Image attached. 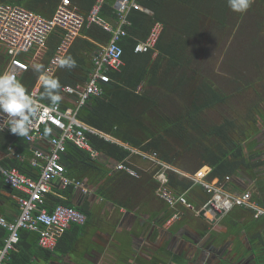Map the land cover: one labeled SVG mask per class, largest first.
Listing matches in <instances>:
<instances>
[{
	"label": "trees",
	"instance_id": "obj_1",
	"mask_svg": "<svg viewBox=\"0 0 264 264\" xmlns=\"http://www.w3.org/2000/svg\"><path fill=\"white\" fill-rule=\"evenodd\" d=\"M0 1L21 4L51 17L62 0ZM95 1L72 0L85 14ZM117 1L105 0L102 18L111 22L118 20ZM138 2L149 11L131 9L128 13L130 24L126 25L127 34L121 40L125 63L122 70L109 72L112 80L105 84L103 95L90 98L79 110L78 117L116 140L144 151L157 152L160 159L182 171L193 173L203 166H210L211 178L224 181L229 176L230 181L226 183V187L230 189L231 185L234 186L233 178L242 169L258 171L264 165V150L257 145L259 142H253L262 131L259 123L264 122V110L261 108L264 105V85L260 84L261 90L244 102L246 108L243 111L235 114L233 110L232 114L230 112V115L222 116L221 121H213L208 117L207 111L228 105L233 96L201 72L199 63L193 65V56L188 50L190 41L200 36L202 17L209 16L223 29L228 26L233 10L229 7L228 0ZM157 21H162L164 28L156 48L136 52L137 43L148 37ZM56 31L62 36L60 30ZM83 31L101 44L110 41L111 34L99 25L84 27ZM58 37L57 33L49 37V47L38 62H32L29 54L21 55L30 64L29 69L18 78L26 91L32 90L44 73L49 58L61 40ZM87 43L88 46L83 47L87 51L83 56L77 54L80 47L78 43L72 47L67 57L74 61L72 67L66 65L53 76H48L57 79L61 85L57 91L61 97L59 103L63 107H68L65 95H69L63 88L66 85L85 83L93 71V57L100 48L93 42ZM34 64H40L43 68L37 72L33 70ZM249 86L250 84H245L243 89L246 90ZM39 93L41 100L52 103L45 93L43 82ZM163 99L169 102H162ZM87 135L100 156L93 158L89 151L67 141L62 161L71 175L80 177L82 174L95 172L100 179L106 177V184L98 189L102 194L111 186L113 188L115 182L129 183L133 177L123 171H114L111 163L115 165L122 161L129 162L127 158L131 154V148L100 134L87 132ZM30 146L24 137L0 130V152L8 154L1 158L2 164L17 167L21 172L37 178L39 170L36 171L27 158ZM11 147L17 150L16 153L11 154ZM19 155H24L25 159L21 160ZM168 178L169 187L178 194L188 193L194 185L192 180L176 171H169ZM2 181L4 182L3 177ZM263 185L264 179L260 188ZM73 190V186H69L62 190V194L69 195ZM252 198L259 204L264 203L258 198V193L252 192ZM59 203L75 206L86 214L89 213L86 208L76 206L69 200L56 198V204ZM169 216L170 214L167 218ZM71 227L76 233L81 228L75 223ZM6 234L7 231L0 225V247ZM72 246L69 244L64 249L60 241L54 250L43 248L39 244L38 233L23 229L20 241L11 251L6 264H53L58 252H68Z\"/></svg>",
	"mask_w": 264,
	"mask_h": 264
},
{
	"label": "built area",
	"instance_id": "obj_2",
	"mask_svg": "<svg viewBox=\"0 0 264 264\" xmlns=\"http://www.w3.org/2000/svg\"><path fill=\"white\" fill-rule=\"evenodd\" d=\"M104 2L105 0H96L90 11L85 14L79 6L73 4L72 0H62L51 17H46L21 4L0 2V46L5 48L9 58L3 72L14 73L17 80L30 65L21 57V54L32 53L33 59L36 60L42 58L49 36L56 30H60L62 36L54 55L45 67L44 75L46 76H52L55 73L60 61L84 27L99 25L111 34L110 41L93 57V71L89 80L76 86L66 85L63 88L67 94L76 96L73 106L63 107L61 103L54 105L44 102L40 98V86L26 91L39 106V111L31 117V130L24 137L31 145L30 156L27 158L33 167L38 168L39 176L37 178L29 176L17 167L3 165L0 160V173L4 182L20 192L17 195L20 206L19 216L9 221L0 215V225L7 231L4 243L0 247V264H5V261L9 259L11 251L20 241L23 229L38 233L39 244L43 248L54 250L59 237L71 224L85 225L87 223V215L75 206L59 203L49 210L45 206V195L52 190L54 181H59L63 187L73 186L88 192L82 180L67 173V167L62 161L63 153L67 150V141H72L78 147L89 151L93 158H98L100 153L92 147L87 132L112 139L109 135L101 133L82 121L78 113L90 98L103 95L105 84L112 80L109 72L120 71L125 64L121 40L127 34L126 25L130 24L129 11L131 9L149 11L138 0H118L116 8L119 18L113 23L101 17ZM163 28L162 22H155L148 37L137 43L135 51L155 49ZM9 119L7 113L0 111L1 131H10L7 124ZM44 142H48V148L39 145ZM19 157L21 160L25 159L24 155ZM149 157L160 166L156 172L160 182L156 194L172 210V215L166 221L168 226L182 216L183 208H188L200 215V212L208 205H212L213 210L223 215L234 208L242 207L254 210L257 218L264 216V207L252 198L250 190L240 193L228 190L225 182L219 178H211L210 172H207L205 167L191 176L194 182L204 187L209 196L202 206H195L186 193H176L169 187L167 179H163L167 178L166 171H181L169 163L160 161L157 152L151 153ZM115 168L133 177H140V172L131 163L122 161L117 163ZM228 179L229 176L226 177V180ZM213 210L207 209L205 215L208 218L213 217Z\"/></svg>",
	"mask_w": 264,
	"mask_h": 264
},
{
	"label": "crops",
	"instance_id": "obj_3",
	"mask_svg": "<svg viewBox=\"0 0 264 264\" xmlns=\"http://www.w3.org/2000/svg\"><path fill=\"white\" fill-rule=\"evenodd\" d=\"M54 33H57L60 39L61 33L59 31ZM87 41L95 43L100 49L106 45L82 31L62 60L68 57L76 43L80 45L77 54L80 56L86 54L87 51L83 47L88 46ZM48 47L49 41L43 56ZM29 56L32 62H38L43 58L42 56L38 60L33 59L32 53ZM8 60L5 48L0 46V73L5 69ZM63 67L59 63L54 74ZM42 82L40 77L36 86H41ZM65 99L68 106H73L76 102V97L70 94L65 95ZM259 126L262 131L256 135L253 142H259L257 145L264 150V122L259 123ZM109 136L128 149L131 148L127 161L138 169L140 177L128 174L133 177L129 183L115 182L113 188L109 184L111 188L105 194L100 193L98 189L104 187L107 178L100 179L95 172L82 174L80 177L71 175L69 170L67 172L84 182L88 188L87 193L73 188L74 192L69 195L62 194V190L68 187L54 181L52 190L45 195V206L49 210L56 205V198H61L86 208L89 213L84 212L87 215V223L80 225L77 233L71 229V224L59 237L57 246L61 241L62 248L65 249L69 244L73 245V248L68 252H58L53 264H264V216L257 218L254 210L237 207L220 218L215 216L208 218L206 215H197L194 211L183 208L180 224L168 226L166 218L169 214L172 215V210L156 194L160 183L156 172L160 166L149 157L153 152L132 147ZM39 145L48 148L49 144L44 142ZM10 149L11 154L17 151L12 147ZM5 156L8 154L0 152V160ZM160 161L169 163L162 159ZM111 166H114V171H121L115 168L116 164L111 163ZM203 167L207 172L211 171L210 166ZM33 168L36 171L38 169ZM179 170L181 172H176L190 180L197 172ZM242 170L233 178L234 186L231 185L230 189L234 190H228L235 193L250 190L258 193V198L264 202V185L260 188V183H263L264 179V165H261L258 171L250 168ZM168 172L165 173L167 178L163 179L169 182ZM228 181L230 179L224 180L225 186ZM18 194L20 192L5 184L0 175V215L9 221L15 220L20 214ZM186 194L197 207L202 206L209 197L204 187L196 182ZM260 205L264 207V203Z\"/></svg>",
	"mask_w": 264,
	"mask_h": 264
},
{
	"label": "rangeland",
	"instance_id": "obj_4",
	"mask_svg": "<svg viewBox=\"0 0 264 264\" xmlns=\"http://www.w3.org/2000/svg\"><path fill=\"white\" fill-rule=\"evenodd\" d=\"M201 23L200 36L190 41L188 50L193 65L199 63L201 72L233 96L228 105L207 111L208 117L218 122L233 110L235 114L243 111L244 102L264 85V0H252L244 12L233 11L223 29L209 16L202 17ZM245 84H250L246 90ZM261 108L264 110V105Z\"/></svg>",
	"mask_w": 264,
	"mask_h": 264
},
{
	"label": "clouds",
	"instance_id": "obj_5",
	"mask_svg": "<svg viewBox=\"0 0 264 264\" xmlns=\"http://www.w3.org/2000/svg\"><path fill=\"white\" fill-rule=\"evenodd\" d=\"M252 0H228L229 7L236 12L246 11ZM60 65L72 67L74 61L71 57L61 60ZM43 68L40 64H34L33 70L39 72ZM43 87L47 97L55 105L59 103L61 97L57 90L61 85L55 78L41 75ZM0 111L7 113L10 119L7 121L12 134L26 137L32 127V119L39 111V106L35 100L26 92L22 84L16 79L14 73L5 71L0 73Z\"/></svg>",
	"mask_w": 264,
	"mask_h": 264
},
{
	"label": "water",
	"instance_id": "obj_6",
	"mask_svg": "<svg viewBox=\"0 0 264 264\" xmlns=\"http://www.w3.org/2000/svg\"><path fill=\"white\" fill-rule=\"evenodd\" d=\"M207 209H212V210H213L212 205H208L206 209H203V210L200 212V215H201V216H205V212H206ZM213 211H214V216H215V218H220V217L223 216V214H222L221 212L216 211V210H213Z\"/></svg>",
	"mask_w": 264,
	"mask_h": 264
},
{
	"label": "flooded vegetation",
	"instance_id": "obj_7",
	"mask_svg": "<svg viewBox=\"0 0 264 264\" xmlns=\"http://www.w3.org/2000/svg\"><path fill=\"white\" fill-rule=\"evenodd\" d=\"M181 219H182V216L179 219L175 220L171 226H177L178 224H180Z\"/></svg>",
	"mask_w": 264,
	"mask_h": 264
}]
</instances>
